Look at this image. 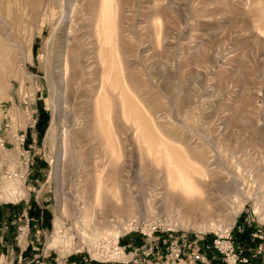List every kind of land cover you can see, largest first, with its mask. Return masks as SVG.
<instances>
[{
    "label": "rangeland",
    "instance_id": "obj_1",
    "mask_svg": "<svg viewBox=\"0 0 264 264\" xmlns=\"http://www.w3.org/2000/svg\"><path fill=\"white\" fill-rule=\"evenodd\" d=\"M21 133L29 168L2 178L0 201L43 203L48 249L206 264L194 250L229 234L250 256L264 243V0H0L1 176Z\"/></svg>",
    "mask_w": 264,
    "mask_h": 264
},
{
    "label": "crops",
    "instance_id": "obj_2",
    "mask_svg": "<svg viewBox=\"0 0 264 264\" xmlns=\"http://www.w3.org/2000/svg\"><path fill=\"white\" fill-rule=\"evenodd\" d=\"M36 124L37 118H33L28 128H35ZM31 137L35 143L36 132ZM54 220L47 207L37 198L24 200L22 203L0 202V264H120L92 260L82 251L64 254L58 249H48L44 240L48 230L54 228ZM132 237L134 236L131 235L128 239L131 240ZM132 242L137 244L135 238ZM158 246H152L153 250H158ZM205 255L206 264H221V259L214 251L206 252ZM139 256L143 257L142 251ZM258 259L264 264V254H259ZM146 264L154 263L146 260Z\"/></svg>",
    "mask_w": 264,
    "mask_h": 264
},
{
    "label": "built area",
    "instance_id": "obj_3",
    "mask_svg": "<svg viewBox=\"0 0 264 264\" xmlns=\"http://www.w3.org/2000/svg\"><path fill=\"white\" fill-rule=\"evenodd\" d=\"M16 139L18 140V147H19V155L21 157V160L18 163L17 169L13 171H6V174L4 176L0 175V192L3 190V185L1 184L2 178H12V179H20L24 178L23 173L29 168V158L27 156V150L23 148V145L25 143L26 136L24 133L18 134ZM3 146V144L1 145ZM7 180V179H5ZM0 202H8V201H0ZM251 238H262V234L258 233H252ZM211 246L215 249L214 253L215 255L224 262V264H262V261L258 259L259 254H264V243H256L253 245V251L250 252V256H246V251L249 250L250 248L246 247V244H241L238 243V241H234L233 239L230 238L229 234L225 237H218L217 239H213ZM201 247H197L196 250H194L193 258L195 260H205L207 259L206 255L204 253L200 252ZM125 247L117 246L115 245L109 249V251L106 253H110L113 250L116 252H120V250H123L124 252ZM95 255H98L99 253L96 251L94 253ZM93 254V255H94ZM91 259L96 260V261H101V262H109L110 260L108 256L100 255L101 259H97L96 257H92ZM120 264H124L123 261L118 260L117 261Z\"/></svg>",
    "mask_w": 264,
    "mask_h": 264
},
{
    "label": "bare ground",
    "instance_id": "obj_4",
    "mask_svg": "<svg viewBox=\"0 0 264 264\" xmlns=\"http://www.w3.org/2000/svg\"><path fill=\"white\" fill-rule=\"evenodd\" d=\"M71 7V6H70ZM69 10V9H68ZM65 15V14H64ZM64 19V18H63ZM30 54L32 55V50L30 49ZM30 57V56H29ZM65 62V61H64ZM65 78V77H64ZM65 80V79H64ZM65 82V81H64ZM67 88H68V84H67V81L64 83V86H63V88L62 89H56L55 91L58 93V95H59V102H60V100L61 99H64L65 98V96H66V94H67ZM64 103H66V101H65V99H64ZM103 113L105 114V110L103 111ZM106 115V114H105ZM107 118V117H106ZM54 122L55 121H53V123H52V126H51V128L49 129V131H48V136H47V139H50V138H54V137H50V135H53V134H50L51 132H52V129H53V126H54ZM104 122H105V120H104ZM64 132V131H63ZM55 136V135H54ZM61 144V147H62V153H63V159H64V157L65 158H67L66 157V154L68 153V146H69V144H68V141H67V136H66V134H64V137H63V139H62V142L60 143ZM68 144V145H67ZM111 144V143H110ZM112 155L115 157V175H116V177H117V180H116V184H115V188L116 189H120V181H121V177H122V174H121V172H122V168H123V161H121V152L117 149V150H115V148H114V144L112 145ZM68 156V155H67ZM169 157H170V155H169ZM64 161H66L65 159H64ZM172 165V164H171ZM174 165V164H173ZM105 168V167H104ZM182 171H180V173H181ZM179 173V172H178ZM183 173V172H182ZM182 175V174H181ZM177 177H178V175H177ZM181 179H180V184L181 183H185L184 185H186L187 184V182L188 181H186V178L184 177V175L183 176H181L180 177ZM179 181V180H178ZM101 183H102V181H101V179H100V177L98 178V182H97V185H96V187H95V196H98V194L100 193V191H101ZM183 185V184H182ZM189 185H190V183H189ZM191 186V185H190ZM192 187V186H191ZM190 187V188H191ZM185 188H186V186H185ZM187 188H189L188 186H187ZM13 192V191H12ZM14 193V192H13ZM116 252V251H115ZM115 252H113V254H112V257L113 258H119L118 257V255H119V253H115ZM124 254V253H123Z\"/></svg>",
    "mask_w": 264,
    "mask_h": 264
}]
</instances>
